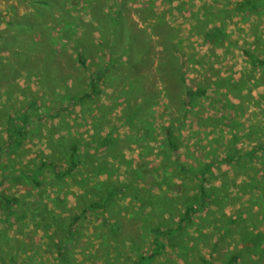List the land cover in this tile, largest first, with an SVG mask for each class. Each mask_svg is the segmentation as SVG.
Returning a JSON list of instances; mask_svg holds the SVG:
<instances>
[{
  "label": "rangeland",
  "instance_id": "1",
  "mask_svg": "<svg viewBox=\"0 0 264 264\" xmlns=\"http://www.w3.org/2000/svg\"><path fill=\"white\" fill-rule=\"evenodd\" d=\"M241 1L0 0V264H138L188 205L152 264H264V153L224 161L264 142V67L244 54L264 58V13ZM24 114L29 141L9 151L7 121ZM67 135L85 167L57 178Z\"/></svg>",
  "mask_w": 264,
  "mask_h": 264
},
{
  "label": "trees",
  "instance_id": "2",
  "mask_svg": "<svg viewBox=\"0 0 264 264\" xmlns=\"http://www.w3.org/2000/svg\"><path fill=\"white\" fill-rule=\"evenodd\" d=\"M235 9L237 12H240L243 14H249V13L263 14L264 13V0H242L240 3L237 4ZM204 38L207 42L211 44L219 45V43H221L222 41L226 39V34L224 33L221 27H214V28L206 29ZM244 54L247 58H249V63L252 62L253 65L264 67V58L261 59L260 57H255L254 55H251V53L247 50H245ZM79 56H80L79 58L82 61V63L85 64L83 60L84 58L83 54L80 53ZM174 59L175 58H171L170 62H174ZM176 61L179 62L180 59L177 58ZM182 64L183 63H181V65ZM99 75H100L99 79L101 80L102 79L101 73H99ZM97 77H98V73L92 75V80L96 81L95 79ZM181 80L183 83L185 82L184 77H181ZM95 85H96L95 82H93L94 87ZM190 94H193V91L190 88H188L187 96L189 97ZM69 102L71 103L65 107L64 109L65 111H67L70 107H74L77 104V102H80V99L79 98L75 99V97H71ZM25 115L26 114L22 115L20 118V121L24 122L23 126H19L16 123L17 119L15 117H9L7 121L8 129H9V143H10L9 151H17L19 148H22V146H24L29 141L30 130L27 126L28 125L27 118H25V117H29V115H26V116ZM69 142L70 143L68 145V151H67V155H68L67 168L64 171H58V170L56 171L55 170L56 168L53 166V169L55 170L57 178H64L67 175H73V173H75L77 170H80V168L85 167L84 158H85L86 152H83V153L81 152V146H83V144L81 145L80 141L76 139L69 141ZM108 144H109V140L107 138H105L104 142H101V146L103 148L107 147ZM170 144L174 146V143L172 144L170 142ZM262 144L263 145H258L257 147L253 148L252 151H249L243 155H233L232 157L226 158L224 161H240L243 159L252 158L254 155H256L259 152L264 153V142ZM0 149L3 150V148H0ZM50 163L52 162L50 161ZM46 165H48L47 160L41 163L42 168ZM214 165H215V162L207 163L205 167L202 169L201 174H200L202 176L201 177L200 198L203 203H205L206 199L208 198L207 190L203 188L207 180L205 176L208 175V172ZM40 170L41 168L36 169L34 175L37 176ZM155 171H158V170L155 168ZM118 192L119 190L109 191L104 199H99V201L92 202L87 208L95 209V208H100L102 206L107 207L109 205L110 199L114 197L116 194H118ZM199 209L200 208L195 207L194 205H188L187 208L184 210L176 227L169 228V229L155 228V243H154L155 246L152 248L151 254L148 255L147 257L141 258L138 264H152V261L155 259V257L159 254H162L164 250L167 248V244L164 242L163 237L166 235H172V234L174 235V233H177L178 231L182 230L185 225V222L189 220L191 215L196 213L197 210ZM132 216H135V214H132L131 217ZM75 220L76 219L74 218L70 222L68 229H67V231L71 233L72 235L73 233L70 230V228L73 226ZM242 221H243L242 218L235 217L234 219L231 220V228L236 224H238L239 228H241L242 226H244V224L241 223ZM122 227H123V224L121 222L116 223V232L120 230ZM237 233H238V230L234 232V235ZM56 242L60 243L61 240L59 239ZM62 248H65V247H62ZM228 264H238V258L236 254H233L230 257Z\"/></svg>",
  "mask_w": 264,
  "mask_h": 264
},
{
  "label": "crops",
  "instance_id": "3",
  "mask_svg": "<svg viewBox=\"0 0 264 264\" xmlns=\"http://www.w3.org/2000/svg\"><path fill=\"white\" fill-rule=\"evenodd\" d=\"M32 51L34 50V47L33 46H31V48H30ZM145 102L147 103V104H145L146 106H150L151 107V109L154 111V113H157V112H159V110H161V104H162V102H161V99L159 98V97H154V98H146L145 99ZM67 131H68V129H67ZM63 136H65V135H63ZM67 137H68V140L70 141V135H67ZM107 138V137H106ZM108 140H110V138H107ZM105 141V139H103L101 142H104ZM69 145V143L67 144V146ZM108 146H109V144H108ZM107 146V147H108ZM107 147H105V148H103L102 146H101V143L99 144V146L98 147H96V148H100V149H106ZM68 148V147H67ZM256 264V263H255ZM258 264H262V261L260 260V258H259V263Z\"/></svg>",
  "mask_w": 264,
  "mask_h": 264
}]
</instances>
